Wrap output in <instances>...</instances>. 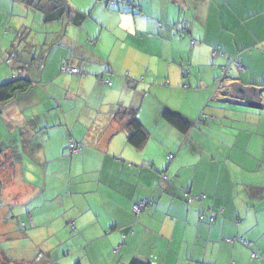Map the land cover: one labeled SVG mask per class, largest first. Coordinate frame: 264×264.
<instances>
[{"label":"crops","instance_id":"obj_1","mask_svg":"<svg viewBox=\"0 0 264 264\" xmlns=\"http://www.w3.org/2000/svg\"><path fill=\"white\" fill-rule=\"evenodd\" d=\"M21 1L0 0V84L32 82L0 104V133H15L11 142L0 135V194L25 209L22 234L49 236L46 253L61 249L75 264H264L250 258L264 254V0H146V22L125 5L66 0L82 13L87 5L86 19L38 17L43 38L18 20ZM23 32L27 51L14 54ZM230 57L245 69L231 77L261 91V110L214 98ZM122 109L147 132L140 149L127 143ZM165 109L190 130L162 120ZM182 191L204 198L189 202ZM143 200L136 217L131 207ZM238 238L249 246L228 242Z\"/></svg>","mask_w":264,"mask_h":264},{"label":"rangeland","instance_id":"obj_2","mask_svg":"<svg viewBox=\"0 0 264 264\" xmlns=\"http://www.w3.org/2000/svg\"><path fill=\"white\" fill-rule=\"evenodd\" d=\"M68 4L72 6V4L79 6V2L76 0H67ZM130 3V7L129 3ZM33 2V3H32ZM47 0H23L19 2L16 6V11H18L19 14H21L18 17V20L22 22L23 27L27 29H31L34 31V35L36 37H45L47 30L44 28L41 29L40 23L38 21V17H40L42 21V14H43V8L47 7ZM116 6H124V8H119L122 11H127L130 12L131 14L135 15V18L138 19L139 17H144L143 20L146 22V0H123V1H117V0H93L92 6L94 7L95 5H98L99 7H102L104 9H112V5ZM84 7V13H87V5L83 3ZM22 9V10H21ZM86 11V12H85ZM140 11H142L140 13ZM116 23V22H115ZM13 34V32H11ZM26 33L21 34V39L22 37L24 38L23 41H18L19 43L15 45V47L12 48V53H20V52H26L27 48L23 44L25 43V35ZM13 36V35H12ZM118 38V37H116ZM119 39V38H118ZM23 42V43H22ZM21 43L23 45H21ZM17 54V53H16ZM117 55V50H114L113 55L111 56L114 58V56ZM21 69H18V72L20 73ZM148 88H146L147 91ZM148 97H146V103H147ZM229 106V105H227ZM232 108H237V109H245V110H252V109H247V108H242V107H234L230 106ZM2 134V137L10 138V142L13 140L15 133H6V132H1L0 135ZM7 144H9V140L7 141ZM13 169L19 170L20 166H14ZM15 172V170H14ZM5 179V178H3ZM15 186V185H13ZM13 186L11 188L13 189ZM10 189V191H12ZM14 191V190H13ZM9 192V191H8ZM10 195V192L8 193ZM14 200V199H12ZM12 200L8 199V197H5L4 195L0 194V251H6L8 252L7 254L9 255L8 257L4 256L0 253V264H30L29 261L30 259L34 260H42V259H47V262H51L52 264H75L76 258H73V255L71 254L69 257L63 256V250H59L60 254L58 257L56 256L57 251L56 250H51L50 254L49 252L46 253L47 248H52L53 247V242H55L54 239L50 238L49 236H45L43 240H45L44 243H42L43 240L37 239V238H31L29 235H23L22 232L25 234L27 233L25 231V228H20V226L23 223H27L26 228L29 229L31 222L29 218L25 214V209L23 207H20L21 204L18 205H13L11 202ZM44 204V207L46 206V203ZM41 205V206H42ZM39 210V209H37ZM44 210V209H43ZM47 221V220H45ZM22 229V232H21ZM29 236V237H28ZM68 237L69 235H65L63 237ZM40 237V236H39ZM61 238V235H59ZM37 239V240H36ZM63 240V239H62ZM67 241V240H66ZM65 241V243H66ZM47 244L49 246L45 247L43 246ZM21 250L20 253H16L17 248H20ZM25 247V248H24ZM24 250H23V249ZM12 251V252H11ZM53 252V253H52ZM40 255V256H39ZM8 259H7V258ZM23 260H26L28 263H22ZM33 264V260H32ZM36 264L38 262L36 261Z\"/></svg>","mask_w":264,"mask_h":264},{"label":"trees","instance_id":"obj_3","mask_svg":"<svg viewBox=\"0 0 264 264\" xmlns=\"http://www.w3.org/2000/svg\"><path fill=\"white\" fill-rule=\"evenodd\" d=\"M47 7L43 8V21L62 22L67 21L75 26H80L86 19V15L82 12L72 9L66 0H47ZM20 37V36H18ZM21 39V38H20ZM231 80L237 81L230 77ZM239 84L243 85L239 81ZM32 82L28 79H12L8 82L0 84V104H6L15 99L16 96L25 93ZM245 86V85H243ZM261 103V91L259 92ZM119 120L125 121L126 130L128 132L127 143L140 149L144 146L148 139L147 132L142 127L141 123L136 117V111L133 109L119 110L115 115ZM162 120L172 126L177 131L185 134L190 130L191 124L179 114L165 109L161 115ZM206 118L203 115V119ZM5 150L0 146V156L4 154ZM3 165V164H1ZM0 165V169L2 168ZM200 203V202H196ZM242 239V238H238ZM244 240V239H243ZM128 264H151L148 261H143L137 258H132Z\"/></svg>","mask_w":264,"mask_h":264},{"label":"built area","instance_id":"obj_4","mask_svg":"<svg viewBox=\"0 0 264 264\" xmlns=\"http://www.w3.org/2000/svg\"><path fill=\"white\" fill-rule=\"evenodd\" d=\"M193 43H191L192 45ZM216 53V49L214 51ZM232 70H235L238 73H243L245 71L243 65L237 61L236 57H230L228 59V63L226 65L221 66L220 68V78L216 80L214 83V93L215 99H219L221 101H228L231 103H246L247 101L259 103L260 97H259V91L258 89L254 87H248L243 86L239 84L237 81L231 80V72ZM61 71L63 73H68L71 75H75L78 73V71L74 68L68 67V66H62ZM107 85H110L109 82H106ZM242 89V92H239L238 90ZM206 117V116H204ZM80 148L75 145L74 142L70 141L69 145V153L70 154H76ZM172 158V156H169V159ZM183 198L187 199L189 202H202L204 196H190L187 192L182 191ZM147 205H149V202L146 200L140 201L136 204H134L131 207V212L134 216L138 217L140 213H142ZM215 217L211 218V221L214 220ZM199 220H202V215H200ZM228 242H237L242 246L248 247L249 243L243 239H232ZM118 249H115L114 255L117 253ZM250 258L252 260H261L264 258V254H261L260 251H254L251 252Z\"/></svg>","mask_w":264,"mask_h":264},{"label":"water","instance_id":"obj_5","mask_svg":"<svg viewBox=\"0 0 264 264\" xmlns=\"http://www.w3.org/2000/svg\"><path fill=\"white\" fill-rule=\"evenodd\" d=\"M239 92H242V89L238 90ZM224 104H228L230 106H235V107H242V108H247V109H252V110H261L262 106L261 103H255V102H251V101H247L246 103H231L228 101H221Z\"/></svg>","mask_w":264,"mask_h":264}]
</instances>
